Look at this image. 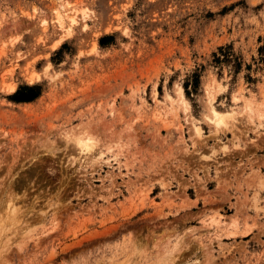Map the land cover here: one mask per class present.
Here are the masks:
<instances>
[{
	"label": "rangeland",
	"instance_id": "rangeland-1",
	"mask_svg": "<svg viewBox=\"0 0 264 264\" xmlns=\"http://www.w3.org/2000/svg\"><path fill=\"white\" fill-rule=\"evenodd\" d=\"M0 264H264V0H0Z\"/></svg>",
	"mask_w": 264,
	"mask_h": 264
},
{
	"label": "bare ground",
	"instance_id": "bare-ground-1",
	"mask_svg": "<svg viewBox=\"0 0 264 264\" xmlns=\"http://www.w3.org/2000/svg\"><path fill=\"white\" fill-rule=\"evenodd\" d=\"M185 109H187L186 107H185ZM210 111H211V116L209 117V121L212 123V124H214V126L216 127V129H220V128H223V127H226L227 126V124H226V121L224 120V118H223V115H222V113L221 112H219L215 107H214V105H211L210 106ZM226 125V126H225ZM197 130H198V132L200 133L201 132V129L199 128V127H197ZM82 146H83V151L84 150H87L86 152H89L90 150H89V148H90V146L91 145H89V143L88 144H86V143H84V142H79ZM82 146H81V148H82ZM92 147V146H91ZM15 210H14V208H13V210H11V212H12V215H13V213H14V215H15V212H14ZM14 217V216H13ZM14 222H15V220H14ZM177 248V247H176Z\"/></svg>",
	"mask_w": 264,
	"mask_h": 264
},
{
	"label": "trees",
	"instance_id": "trees-1",
	"mask_svg": "<svg viewBox=\"0 0 264 264\" xmlns=\"http://www.w3.org/2000/svg\"><path fill=\"white\" fill-rule=\"evenodd\" d=\"M104 41V38L101 39V42ZM39 95V86H24L19 88L15 97L18 101H31Z\"/></svg>",
	"mask_w": 264,
	"mask_h": 264
}]
</instances>
